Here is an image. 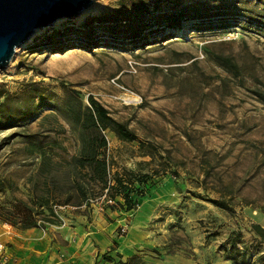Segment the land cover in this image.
I'll return each mask as SVG.
<instances>
[{"label":"rangeland","instance_id":"1","mask_svg":"<svg viewBox=\"0 0 264 264\" xmlns=\"http://www.w3.org/2000/svg\"><path fill=\"white\" fill-rule=\"evenodd\" d=\"M121 10L135 21L112 30L92 20ZM0 89L17 120L0 128V232L16 263L67 264L92 247L91 223L115 221L127 235L144 215L139 250L125 264H264L254 227L264 228V0H95L78 19L36 31L0 70ZM89 96L138 135L105 132L114 171L153 179L136 209L105 195L81 207L51 203L53 224L36 206L51 177L29 142L70 159ZM19 210H33L37 226L14 224ZM237 236L240 252L231 253Z\"/></svg>","mask_w":264,"mask_h":264},{"label":"trees","instance_id":"2","mask_svg":"<svg viewBox=\"0 0 264 264\" xmlns=\"http://www.w3.org/2000/svg\"><path fill=\"white\" fill-rule=\"evenodd\" d=\"M158 1L154 0V4L156 5ZM140 5L142 4L140 3ZM92 20L108 23L112 30L115 29V24L135 21L133 17L128 15L127 11L123 10L112 14L108 13ZM175 20L178 21H173L171 24L173 28L180 26L179 18ZM139 25L141 26V24ZM88 30L93 32L91 28ZM220 57L225 67L237 70L236 64L230 57ZM258 95L264 100L263 93ZM9 97L0 89V128H10L13 126L12 123L17 122L16 118L8 113ZM1 99L4 100L1 101ZM89 102L90 107L86 108L84 120L82 121L80 116L76 118V123L80 125V148L70 159L55 160L52 156H48L41 144L29 142V153H38L41 156L42 172L51 177V184L46 182L47 188L41 196H37L36 206L48 211V214L42 212L43 220L53 224L59 223L60 219L54 212L52 205L81 207L86 203L89 204L91 200L102 199L105 194L113 200L121 197L122 205L127 210L136 209L139 206V199L147 194L148 185L153 179L152 175L148 173L136 172L129 168H124L122 172L114 171L113 162L108 154L109 147L105 132L111 130L119 139L129 142L137 141L138 135L126 123L113 118L108 109L92 96H89ZM28 110L29 104H22L19 107V111L25 115V119ZM141 147L144 148L145 144L141 143ZM145 155L152 159L155 156L151 151ZM215 203L219 206L225 205L218 201ZM17 216L21 220L13 223H21L25 229L37 226L40 219L33 210L24 211V213L19 210ZM254 227L256 233L264 237V228L260 225ZM238 241L239 236L232 238L231 253L240 252L237 250ZM241 252V258H247V246H243Z\"/></svg>","mask_w":264,"mask_h":264},{"label":"water","instance_id":"3","mask_svg":"<svg viewBox=\"0 0 264 264\" xmlns=\"http://www.w3.org/2000/svg\"><path fill=\"white\" fill-rule=\"evenodd\" d=\"M95 0H0V70L6 69L19 47L40 29L62 19L75 20Z\"/></svg>","mask_w":264,"mask_h":264},{"label":"crops","instance_id":"4","mask_svg":"<svg viewBox=\"0 0 264 264\" xmlns=\"http://www.w3.org/2000/svg\"><path fill=\"white\" fill-rule=\"evenodd\" d=\"M143 218L144 215L136 219L127 235L117 233L118 222L110 223L100 219L99 229L91 223V229L85 231L84 235L87 242L92 243V247H89L86 252L78 249L75 258L67 264H125L139 250L140 237L137 231ZM101 223L104 225L103 230H100ZM52 261H54L53 258L47 262L44 261V264H53Z\"/></svg>","mask_w":264,"mask_h":264},{"label":"built area","instance_id":"5","mask_svg":"<svg viewBox=\"0 0 264 264\" xmlns=\"http://www.w3.org/2000/svg\"><path fill=\"white\" fill-rule=\"evenodd\" d=\"M106 197V194H105ZM112 200V199H109ZM9 225V224H6ZM4 233L0 232V264H18L7 255V242L4 238Z\"/></svg>","mask_w":264,"mask_h":264},{"label":"bare ground","instance_id":"6","mask_svg":"<svg viewBox=\"0 0 264 264\" xmlns=\"http://www.w3.org/2000/svg\"><path fill=\"white\" fill-rule=\"evenodd\" d=\"M140 211V210H139Z\"/></svg>","mask_w":264,"mask_h":264}]
</instances>
